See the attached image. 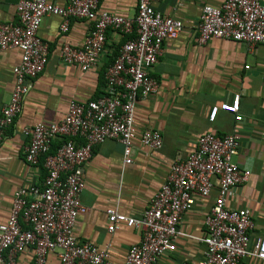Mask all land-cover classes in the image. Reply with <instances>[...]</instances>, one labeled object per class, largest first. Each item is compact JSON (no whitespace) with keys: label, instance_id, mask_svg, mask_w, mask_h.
<instances>
[{"label":"built area","instance_id":"2783aa9c","mask_svg":"<svg viewBox=\"0 0 264 264\" xmlns=\"http://www.w3.org/2000/svg\"><path fill=\"white\" fill-rule=\"evenodd\" d=\"M159 1L137 0L136 15L123 18L99 11V0H67L65 6L49 0H20L16 20L0 24V51L17 49L21 54L12 70L14 86L9 102L0 110V143L6 129L22 112L30 81L47 63L48 45L38 35L45 16H58L62 33L68 32L72 19L92 23L81 47L63 45L60 49L62 63L83 72L96 68L108 31L128 36L106 69L105 95L85 104L72 100L61 121L38 122L23 129L28 138L25 162L35 165L43 157L46 174L41 190L20 188L14 192L8 218L0 224V264H16L17 256L25 250L33 253L31 264H45L52 253H56L59 264H114L110 244L104 249L80 244L73 229L77 218L87 212L80 194L84 189V166L95 146L108 139L119 142L124 166L132 163L137 138L149 150L162 146L158 131H145L137 137L134 129L138 97H147L157 89L148 70L157 64L163 42L175 39L183 30L180 20L154 9ZM176 2L181 7L186 0ZM196 30L199 45L209 39H224L250 48L264 46V6L261 0H224L219 7L204 5ZM239 101L240 95L235 94L230 103L213 106L208 120L213 122L222 111L233 114L236 122L241 121ZM57 140L62 144L51 152ZM239 146L238 134H203L184 160L172 161L164 183L142 214L130 217L117 209L105 211L108 233L121 225L141 233L140 241L129 247L122 264H156L165 253L175 251L176 239L193 238L180 231L179 222L193 207L196 196L210 195L213 179L217 180V195L205 220L206 231L202 237L194 238L205 246L203 259L197 264H240L246 258L264 262V235L249 247L253 229L250 210L226 206L233 188L249 177V172L234 162Z\"/></svg>","mask_w":264,"mask_h":264},{"label":"crops","instance_id":"0c3cea01","mask_svg":"<svg viewBox=\"0 0 264 264\" xmlns=\"http://www.w3.org/2000/svg\"><path fill=\"white\" fill-rule=\"evenodd\" d=\"M20 0H0V24L16 20V5ZM224 0H186L177 6L176 0H160L154 9L162 15L180 20L182 32L175 39L163 42L162 53L155 66L148 70L157 83L156 91L138 97L134 111L137 137L145 131H158L162 146L149 150L137 138L132 148V163L123 165L122 146L108 139L93 149L84 166V189L80 201L87 212L80 215L73 233L80 244L90 243L98 249L108 244L114 264H122L130 246L138 243L141 233L121 225L113 233L107 231V209L138 217L149 200L164 183L169 166L175 159L184 160L196 147L199 136L238 134L240 146L234 162L249 172L248 180L233 188L226 206L232 210L249 209L253 229L249 247L264 235V46L252 48L224 39H209L199 45L197 23L204 5L219 7ZM65 6L67 0H49ZM264 6V0H261ZM137 0H99L98 10L123 18L136 15ZM61 19L48 15L42 20L38 35L48 45L47 63L34 79L23 102L21 114L6 129L0 143V224L5 223L13 194L20 188H42L45 177L44 158L28 165L24 150L28 138L23 129L38 122L57 123L73 101L85 104L106 94L105 72L128 36L108 31L103 52L96 68L83 72L60 59L63 45L81 47L92 23L72 19L67 33L60 31ZM20 51H0V110L9 102L14 86L13 68L20 61ZM247 67V68H246ZM240 95L242 119L219 111L215 120H208L210 109L230 103ZM61 144L52 143L51 152ZM205 198L196 196L193 207L182 215L179 229L193 238L179 237L175 251L165 253L156 264H197L203 259L205 246L194 238L205 234V220L217 195V180ZM33 253L25 250L16 264H31ZM45 264H59L56 253L49 254ZM240 264H264L246 258Z\"/></svg>","mask_w":264,"mask_h":264},{"label":"trees","instance_id":"16d2710c","mask_svg":"<svg viewBox=\"0 0 264 264\" xmlns=\"http://www.w3.org/2000/svg\"><path fill=\"white\" fill-rule=\"evenodd\" d=\"M61 144H62V142H61ZM61 144H60V145H61Z\"/></svg>","mask_w":264,"mask_h":264}]
</instances>
